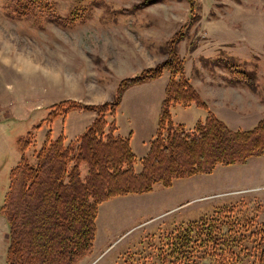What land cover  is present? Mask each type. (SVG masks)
Returning a JSON list of instances; mask_svg holds the SVG:
<instances>
[{
  "label": "rangeland",
  "instance_id": "obj_1",
  "mask_svg": "<svg viewBox=\"0 0 264 264\" xmlns=\"http://www.w3.org/2000/svg\"><path fill=\"white\" fill-rule=\"evenodd\" d=\"M50 1L59 18L19 17L14 12L17 0H0V106L8 108L5 115L0 108V206L9 171L21 157L17 138L32 132L25 151L30 163L49 128L52 138L63 133L67 141L74 139L95 113L72 110L48 126L43 120L49 106L62 99L110 101L121 79L167 58L165 42L188 15L186 0ZM196 1L199 18L177 44L186 75L229 128H252L264 117V0ZM77 5L88 9L84 18L73 25L61 22ZM233 66L254 79H239L231 72ZM168 78L165 70L157 78L130 85L115 114L106 115L117 126L115 134L128 136L133 129L130 146L136 171L155 136ZM170 112L173 125L184 131H193L208 115L193 103L173 104ZM79 169L85 178L87 165ZM223 206L233 208L232 216L239 220H254L253 229L264 224V152L241 163L219 164L209 173L174 179L169 186L156 183L147 193L102 202L93 246L75 264H168V237ZM7 230L0 214V264H6ZM231 239L226 236L219 250L226 257L232 250L239 253ZM201 250L189 262L213 263L211 245L205 254Z\"/></svg>",
  "mask_w": 264,
  "mask_h": 264
},
{
  "label": "trees",
  "instance_id": "obj_2",
  "mask_svg": "<svg viewBox=\"0 0 264 264\" xmlns=\"http://www.w3.org/2000/svg\"><path fill=\"white\" fill-rule=\"evenodd\" d=\"M186 1L187 20L166 40L165 60L121 79L110 101L85 104L62 99L49 106L43 120L48 126L72 110L95 113L74 139L67 141L63 133L52 138L49 128L44 142L34 151L35 162L30 163L25 151L32 144V132L17 138L21 157L9 171L8 188L0 206L8 228L6 264H75L93 246L98 207L102 202L130 193H147L156 183L169 186L174 179L209 173L219 164L241 163L264 152V117L249 129L229 128L209 109L186 75L177 44L199 18L197 1ZM87 11L85 6L77 5L69 15L60 18L61 22L73 25ZM14 12L19 17L59 18L50 0H17ZM165 70L169 78L159 106L155 136L140 159L141 169L136 171L130 134L125 137L115 134L117 126L114 120L107 121L106 115L115 114L127 87L157 78ZM231 72L241 80L254 79L252 73L247 75L235 66ZM192 103L207 111L205 120L198 122L193 131H184L179 124L175 127L171 105L186 107ZM82 163L87 165L85 178L80 174ZM232 214L233 208L223 206L210 218L177 229L166 243L171 256L168 264H196L189 262L190 257L201 249V254H205L209 245L214 259L209 264H236L243 259H248V264H264V224L258 230L253 229L254 220H239ZM230 235L234 247L239 253L243 251V255L232 250L227 258L219 253Z\"/></svg>",
  "mask_w": 264,
  "mask_h": 264
},
{
  "label": "crops",
  "instance_id": "obj_3",
  "mask_svg": "<svg viewBox=\"0 0 264 264\" xmlns=\"http://www.w3.org/2000/svg\"><path fill=\"white\" fill-rule=\"evenodd\" d=\"M0 108L2 109V115H5V114H7L6 112L8 111V108H5V106H0ZM118 109V108H117ZM132 132H133V129H132ZM131 131L128 133V135L130 134V136H131V133H132ZM156 132V131H155ZM120 135V134H119ZM121 136H123V137H125V135H121ZM114 198H116V197H114Z\"/></svg>",
  "mask_w": 264,
  "mask_h": 264
}]
</instances>
